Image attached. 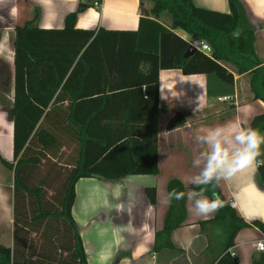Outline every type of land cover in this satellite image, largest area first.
Segmentation results:
<instances>
[{"label": "trees", "instance_id": "1", "mask_svg": "<svg viewBox=\"0 0 264 264\" xmlns=\"http://www.w3.org/2000/svg\"><path fill=\"white\" fill-rule=\"evenodd\" d=\"M140 1L149 7L140 5L134 30L13 26V94L6 108L12 123V162L1 159L12 169V245L0 244V264H85L71 216L75 181L158 172L159 69L212 72L231 84L233 74L224 66L229 64L235 74L247 75L252 97L264 102V63L253 51L252 28L239 0H226L227 11L198 7L191 0ZM161 13L168 14L169 27L155 19ZM192 39L207 42L210 53L195 49L183 56ZM88 47L98 50V65L111 74L108 91L100 87L96 94L76 93L80 100H60ZM141 86L144 96L136 99ZM185 120L176 111L165 129ZM248 127L264 130V111L253 115ZM256 174L264 188V162L256 164ZM144 190L153 202L154 186ZM173 190L185 193L178 179L167 181V208L162 227L153 235V252L175 248L170 233L185 219V196L168 201ZM213 194L222 206L198 222L207 241L202 264H237L238 257L229 253L236 232L253 225L264 235V220L246 222L215 182L205 188V195ZM251 264H264V251L251 256Z\"/></svg>", "mask_w": 264, "mask_h": 264}, {"label": "crops", "instance_id": "2", "mask_svg": "<svg viewBox=\"0 0 264 264\" xmlns=\"http://www.w3.org/2000/svg\"><path fill=\"white\" fill-rule=\"evenodd\" d=\"M253 32L252 46L264 63V0H239ZM198 7L227 11L226 0H191ZM140 0H0V244L12 245V123L6 108L12 100L13 26L41 28L129 29L137 27ZM162 13L155 19L169 27ZM184 39L188 35L174 30ZM207 43V42H206ZM208 44V43H207ZM88 47L68 82L60 100L74 101L76 93L96 94L108 91L110 72L104 73ZM105 52V51H104ZM210 53V52H209ZM208 53V54H209ZM206 54V53H205ZM231 84L214 73H183L179 68H161L157 72L156 174H126L118 179L84 176L75 181L71 216L77 228L85 264H202L206 237L198 222L211 217L196 215L188 198L191 177L198 169L193 159L199 150L196 137L221 128L237 131L236 125L248 127L253 115L264 111V102L252 97L245 73L235 74ZM10 73V76L8 75ZM130 81V80H127ZM140 98L144 96L141 86ZM226 96L225 100L217 97ZM186 120L166 130L165 123L176 112ZM264 135V130L259 131ZM264 162V144L252 165L215 182L224 200L246 222L264 220V188L256 174V164ZM178 179L185 187V219L174 228L170 239L175 248L151 250L153 235L163 224L167 208L166 184ZM154 186V201L145 187ZM210 199V195H206ZM263 234L253 225L240 228L229 251L238 257L237 264H251L259 251L254 241Z\"/></svg>", "mask_w": 264, "mask_h": 264}, {"label": "clouds", "instance_id": "3", "mask_svg": "<svg viewBox=\"0 0 264 264\" xmlns=\"http://www.w3.org/2000/svg\"><path fill=\"white\" fill-rule=\"evenodd\" d=\"M236 128L235 132L217 128L196 137L199 150L192 163L198 172L191 177L190 182L199 190H192L187 194L196 215H210L222 206L215 194L211 199L205 195L206 186H214V182L222 177L226 178L252 165L260 155L264 135L251 127L238 124ZM184 196V192L173 190L168 194V201L181 200Z\"/></svg>", "mask_w": 264, "mask_h": 264}, {"label": "built area", "instance_id": "4", "mask_svg": "<svg viewBox=\"0 0 264 264\" xmlns=\"http://www.w3.org/2000/svg\"><path fill=\"white\" fill-rule=\"evenodd\" d=\"M196 49L206 54H208L211 50L209 44H207L205 41L202 40H198V45L196 46ZM227 98L228 97L226 96L217 97L218 100H225ZM254 249L257 251H264V235L262 236V238L254 241ZM229 253L231 255L233 254V252L231 251H229Z\"/></svg>", "mask_w": 264, "mask_h": 264}, {"label": "water", "instance_id": "5", "mask_svg": "<svg viewBox=\"0 0 264 264\" xmlns=\"http://www.w3.org/2000/svg\"><path fill=\"white\" fill-rule=\"evenodd\" d=\"M197 45H198V40L192 39L188 44L187 48L185 49L183 56H187L191 54L196 49Z\"/></svg>", "mask_w": 264, "mask_h": 264}, {"label": "rangeland", "instance_id": "6", "mask_svg": "<svg viewBox=\"0 0 264 264\" xmlns=\"http://www.w3.org/2000/svg\"><path fill=\"white\" fill-rule=\"evenodd\" d=\"M147 2V1H146ZM149 3V2H148ZM162 17H163V19L167 22V23H169V17H168V14L167 13H162ZM225 65H227V64H225ZM262 238V237H261ZM242 264H243V262H242Z\"/></svg>", "mask_w": 264, "mask_h": 264}]
</instances>
